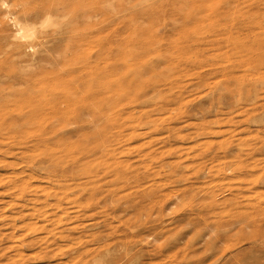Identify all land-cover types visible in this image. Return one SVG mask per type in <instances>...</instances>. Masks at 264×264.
<instances>
[{
  "label": "rangeland",
  "instance_id": "obj_1",
  "mask_svg": "<svg viewBox=\"0 0 264 264\" xmlns=\"http://www.w3.org/2000/svg\"><path fill=\"white\" fill-rule=\"evenodd\" d=\"M33 1L24 0L22 8L48 4L46 0ZM194 2L67 0L65 10L57 12H65L67 17L57 18V26L42 29L40 39L33 40H41L47 64L53 62L50 67L43 63L49 70L46 80L17 83L18 87L12 85L19 82L13 76L24 70L20 69L23 65L19 61L20 65H14L13 41H4L0 34V264H264V0ZM14 9L19 7L10 11ZM82 13L93 16L90 21L77 18ZM0 15L2 18L1 9ZM74 16L76 25L68 23ZM2 19L3 34L8 36L14 26ZM20 43L23 47L28 44ZM25 51L24 59H29L31 52ZM92 72L97 75L94 80ZM40 88L45 106L48 104L46 115L39 122L14 125L16 114L27 110L19 104L16 89L17 93L38 95ZM87 101L92 102L95 116L102 118L88 112H84L89 114L86 119L84 113L73 118L72 111L83 109ZM88 118L101 128L98 132L100 128L94 127L96 136L89 131L94 125ZM68 119L72 124L65 127L62 124L67 125ZM57 129L62 130L60 134ZM49 160H64L59 170L53 167L61 182L52 185L45 168L38 167ZM86 163H96L91 166L94 187L78 170ZM67 165L73 166V172ZM29 172L37 175L29 180L33 186L27 190L21 183ZM41 189L55 194L50 192L48 199ZM56 203L59 211L53 207ZM60 214L65 215L58 217Z\"/></svg>",
  "mask_w": 264,
  "mask_h": 264
},
{
  "label": "bare ground",
  "instance_id": "obj_2",
  "mask_svg": "<svg viewBox=\"0 0 264 264\" xmlns=\"http://www.w3.org/2000/svg\"><path fill=\"white\" fill-rule=\"evenodd\" d=\"M10 1V0H9ZM12 2H7V1H4V0H0V9H1V13H3V17L2 18H6V20H10L11 21V23L10 24H13V26H14V30L8 35V36H4V31H6V30H4L3 29V19L0 17V34H1V39H4V41L6 40V39H11V41H13L12 43H11V45H14L13 46V50H12V52H11V54L13 55V56H15L14 58H16L17 60V62L16 61H14L15 62V64H14V62H13V64L14 65H16V63H18V61H19V63H21V65H23V67L22 68H20V69H24L23 71H20L19 69V71H18V73L17 74H15L13 77H15L14 78V80L16 79V78H18V79H16L17 81H19V82H16V81H14V82H12V85L14 84L16 87H18L17 86V83L18 84H20V83H22V84H29V83H31V82H33V81H40V82H42L43 80L45 81L46 80V78H45V76L48 74V71L49 70H47V69H45L44 67H43V63H45V64H47V62H48V58L46 57V56H48V55H46L47 54V50L44 48H42V47H40V45H41V40L38 42V43H34L33 42V40H36V39H38L39 38V36H38V34H40L41 33V30L42 29H44V28H46V27H52V26H54V25H56L57 26V24L56 23H58L57 21H56V19L57 18H63V19H65L67 16H66V13L64 12L63 14H60L59 13V15H57V12H59L60 10L59 9H61V10H65V7H66V5H68L69 3H70V1H69V3L67 4V0H46V3H48V4H46V5H39L40 7L39 8H35V7H33V9L31 8H29V9H26V8H22L23 7V2H24V0H11ZM42 1H44V0H42ZM80 1V0H79ZM93 1V0H92ZM96 2L98 1V0H95ZM111 1V0H110ZM142 1H145V0H142ZM190 1V0H189ZM191 1H193V3H195L194 2V0H191ZM196 1V0H195ZM203 1V0H202ZM205 1V0H204ZM207 1V0H206ZM30 2H31V0H30ZM29 2V3H30ZM32 2H35V1H33L32 0ZM76 2V1H75ZM77 2H78V0H77ZM109 2V1H108ZM201 2V1H200ZM10 3V4H9ZM26 3H28V0H27V2ZM38 3V2H37ZM72 3V2H71ZM90 3V2H89ZM102 3V2H101ZM100 3V4H101ZM134 3V2H133ZM146 3V2H145ZM152 3V2H151ZM205 3V2H204ZM209 3V2H208ZM31 4V3H30ZM38 4H40V3H38ZM73 4H74V2H73ZM83 4V3H82ZM81 4V5H82ZM99 4V3H98ZM179 4H181V3H179ZM196 4V3H195ZM200 4V3H199ZM198 4V5H199ZM203 4V3H202ZM207 4V3H206ZM206 4H204V5H206ZM26 5V4H25ZM24 5V6H25ZM34 5V4H33ZM72 5V4H71ZM80 5V4H79ZM80 5V6H81ZM102 5V4H101ZM182 5V4H181ZM32 6V5H31ZM38 6V5H37ZM76 6V8H77V4L75 5ZM88 6V5H87ZM90 6V5H89ZM131 6V5H130ZM196 7H197V5H195ZM200 6H203V5H200ZM207 6H208V4H207ZM13 8V7H19V10L17 11L16 9H14V10H16V11H10V8ZM74 7V6H73ZM83 7V6H82ZM107 7V6H106ZM135 7H137V6H135ZM183 7H185V6H183ZM182 7V8H183ZM204 7V6H203ZM68 8V7H67ZM112 8V7H111ZM114 8H116V7H114ZM133 8V7H132ZM145 8V7H144ZM161 8V7H160ZM172 8V7H171ZM207 8V7H206ZM2 9L4 10V12H2ZM80 9H82V8H80ZM84 9V8H83ZM96 9V8H95ZM137 9V8H136ZM59 10V11H58ZM68 10V9H67ZM81 11V10H80ZM79 11V12H80ZM91 11V10H90ZM123 11V10H122ZM126 11V10H125ZM141 11V10H140ZM161 11V10H160ZM178 11H179V9H178ZM74 12V11H73ZM79 12H77V13H79ZM108 12H110V11H108ZM124 12V11H123ZM69 13H70V10H69ZM181 13V12H180ZM68 14V13H67ZM111 14V13H110ZM202 14V13H201ZM92 14L91 13H82L81 14V16H76L77 18H81L82 20L84 19H86V20H88V21H90L89 19H91V17L93 16H91ZM193 15V14H192ZM1 16V15H0ZM140 16V15H139ZM76 17L74 16V17H72L71 18V20H69V22L68 23H71V22H73V24H75L74 23V20H76ZM97 17V16H96ZM137 17V16H136ZM94 18V17H93ZM92 18V19H93ZM124 18V17H123ZM122 18V19H123ZM139 18V17H138ZM102 19V18H101ZM121 19V18H120ZM67 20V19H66ZM94 20V19H93ZM109 20V19H108ZM116 20V19H115ZM176 20V19H175ZM127 21V20H126ZM179 21V20H178ZM5 22V21H4ZM127 23V22H126ZM208 23V22H207ZM77 24V23H76ZM75 24V25H76ZM89 24H91V23H89ZM88 24V25H89ZM108 24V23H107ZM128 24V23H127ZM150 24V23H149ZM174 24V23H173ZM178 24V23H177ZM3 25V26H2ZM86 25V24H85ZM84 25V28L86 27ZM93 25V24H92ZM132 25H133V23H132ZM138 25V24H137ZM74 26V25H73ZM82 26V25H81ZM11 27H12V25H11ZM75 27H77V26H75ZM79 27H80V25H79ZM78 27V28H79ZM88 27V26H87ZM86 27V28H87ZM92 27V26H91ZM122 27V26H121ZM70 28H72V27H70ZM88 28H90V25H89V27ZM87 28V29H88ZM146 28H147V26H146ZM186 28H188V27H186ZM52 29V28H51ZM80 29V28H79ZM83 29V28H82ZM92 29H94V28H92ZM178 29V28H177ZM67 30V29H66ZM130 30V29H129ZM133 30V29H132ZM139 30V29H138ZM8 31H10V30H8ZM63 31V30H62ZM71 31V30H70ZM84 31V30H83ZM86 31V30H85ZM147 31V30H146ZM49 32V31H48ZM68 32V31H67ZM73 32V31H72ZM75 32H78V31H75ZM80 30H79V34H80ZM174 32V31H173ZM45 33V32H44ZM63 33H65V32H63ZM95 33V32H94ZM145 33V32H144ZM48 34V33H47ZM62 34V32L60 33V35ZM67 34V33H66ZM76 34V33H75ZM85 34V33H84ZM149 34V33H148ZM51 35V34H50ZM68 35V34H67ZM70 35V34H69ZM74 35V34H73ZM142 35V34H141ZM47 36H49V35H47ZM47 36H45V37H47ZM64 36L65 37H67L65 34H64ZM78 37L79 36H82V34L81 35H77ZM145 36V35H144ZM168 36V35H167ZM42 38H44L43 36H41ZM50 37V36H49ZM85 37V36H84ZM90 37H92V36H90ZM141 37H143V36H141ZM41 38V39H42ZM48 38V37H47ZM155 38V37H154ZM0 39V40H1ZM40 39V38H39ZM74 39V38H73ZM87 38L85 37V40H86ZM126 39V38H125ZM47 40V39H46ZM78 40H80V39H78ZM78 40H77V42H78ZM82 40V39H81ZM80 40V41H81ZM84 40V39H83ZM88 40V39H87ZM86 40V41H87ZM99 40H101V39H99ZM113 40V39H112ZM133 40V39H132ZM9 42H10V40H8ZM43 41H44V39H43ZM145 41V40H144ZM20 42H27L28 44L26 45V47H23V43H20ZM45 42V41H44ZM68 42V41H67ZM74 42V41H73ZM91 42V41H90ZM131 42V41H130ZM3 43V42H2ZM98 43V42H97ZM156 43V42H155ZM0 44H1V42H0ZM43 44V43H42ZM65 44H66V42H65ZM69 44V43H68ZM70 44H72L71 42H70ZM118 44V43H117ZM123 44V43H122ZM95 45H96V43H95ZM8 46V43H7V45H6V47ZM10 46V45H9ZM77 46V45H76ZM3 47L5 48V46L3 45ZM2 47V48H3ZM12 47V46H11ZM39 47H40V50H39ZM47 47V46H46ZM63 47V46H62ZM67 47H70L69 45L67 46ZM42 48V49H41ZM66 48V47H65ZM102 48V47H101ZM25 49L27 50V51H30L31 53H30V55H29V59H24V57H25V55H27V53H26V51H25ZM132 49V48H131ZM50 50H52V48H50ZM55 50L57 51V49H55L54 48V51L52 50V52H54V53H57V52H55ZM64 50V49H63ZM98 50V49H97ZM125 50H127V49H125ZM168 50V49H167ZM166 50V51H167ZM61 51V50H60ZM101 51V50H100ZM122 51V50H121ZM135 51V50H134ZM213 51V50H212ZM71 52V51H70ZM74 52V51H73ZM120 52V51H119ZM131 52V51H130ZM157 52V51H156ZM210 52V51H209ZM42 53V54H41ZM53 53V54H54ZM62 53H63V51H62ZM171 53V52H170ZM61 54V53H60ZM117 54V53H116ZM156 54V53H155ZM5 55H6V53H5ZM5 55H4V57H5ZM50 55V54H49ZM55 55V54H54ZM57 55V54H56ZM119 55V54H118ZM180 55V54H179ZM211 55V54H210ZM209 55V56H210ZM221 55V54H220ZM52 56V55H51ZM61 56V55H60ZM97 56V55H96ZM120 56H121V54H120ZM136 56V55H135ZM217 56V55H216ZM93 57V56H92ZM98 57V56H97ZM100 57V56H99ZM111 57H113V56H111ZM118 57V56H117ZM174 57V56H173ZM180 57V56H179ZM3 58V57H2ZM1 58V59H2ZM9 58H11V55H10V57ZM116 58V57H115ZM121 58V57H120ZM119 58V59H120ZM106 59V58H105ZM118 59V60H119ZM4 60H8L7 62H9V59L6 57V59L4 58ZM3 60V61H4ZM53 60V59H52ZM97 60V59H96ZM11 61V60H10ZM100 61V60H99ZM163 61V60H162ZM209 61V60H208ZM82 62V61H81ZM91 62H93V61H91ZM95 62V61H94ZM18 63V64H19ZM23 63V64H22ZM53 62H51V64H52ZM68 63L69 62H67V65H68ZM121 63V62H120ZM50 64V62H49V64H47V65H49L48 67H50V66H52ZM55 64V63H54ZM61 64V63H60ZM122 64H124V63H122ZM162 64V63H161ZM13 65V66H14ZM20 65V64H19ZM18 65V66H19ZM62 65V64H61ZM70 65V64H69ZM96 65V64H95ZM100 65V64H99ZM171 65V64H170ZM215 65V64H214ZM44 66H46V65H44ZM56 66V65H55ZM20 67V66H19ZM19 67H17V68H19ZM64 67H65V65H64ZM125 67V66H124ZM170 67V66H169ZM214 67V66H213ZM54 68V67H53ZM62 68H63V66H62ZM72 68V67H71ZM98 68V67H97ZM110 68V67H109ZM116 68V67H115ZM120 68V67H119ZM157 68V67H156ZM161 68V67H160ZM15 69V68H14ZM105 69V68H104ZM95 70V69H94ZM107 70V68L105 69V71ZM170 70V69H169ZM17 71V70H16ZM62 71V70H61ZM101 71V73H103L102 72V69L100 70ZM110 71V70H109ZM168 71V70H167ZM166 71V72H167ZM212 71V70H211ZM65 72H67V71H65ZM112 72H113V70H112ZM14 73V72H13ZM63 73V72H62ZM68 73V72H67ZM93 73V72H92ZM97 73V72H96ZM105 73V72H104ZM122 73V72H121ZM54 74H56V73H54ZM63 74H65V73H63ZM78 74V73H77ZM100 74V73H99ZM110 74V73H109ZM113 74H114V72H113ZM11 75V74H10ZM13 75V74H12ZM12 75L10 76V77H12ZM58 75V74H57ZM93 77H91L92 79L95 77V76H97V75H95L94 73H93ZM106 75H108L107 73H106ZM126 75V74H125ZM124 75V76H125ZM164 75V74H163ZM205 75H207V74H205ZM259 75V74H258ZM90 76H91V74H90ZM103 76V75H102ZM110 76V75H109ZM9 77V76H8ZM47 77V76H46ZM89 77V76H88ZM99 77V76H98ZM103 77H105V76H103ZM129 77V76H128ZM56 79H57V77H55ZM108 78V77H107ZM119 78V77H118ZM61 79V78H60ZM98 79V78H97ZM168 79V78H167ZM4 80V79H3ZM10 80V79H9ZM59 79H57V81H58ZM67 80H68V78H67ZM94 80V79H93ZM110 80V79H109ZM113 80V79H112ZM144 80V79H143ZM203 80V79H202ZM201 80V81H202ZM10 81H12V80H10ZM43 81V82H44ZM60 81V80H59ZM65 81V80H64ZM77 81V80H76ZM133 81V80H132ZM135 81V80H134ZM205 81V80H204ZM3 82V81H2ZM62 82V81H61ZM68 82V81H67ZM106 82H107V79H106ZM105 82V83H106ZM120 82V81H119ZM5 83H6V81H5ZM16 83V84H15ZM54 83V82H53ZM63 83V82H62ZM72 83V82H71ZM1 84V83H0ZM47 84V83H46ZM112 84V83H111ZM129 84V83H128ZM133 84V83H132ZM131 84V85H132ZM21 85V84H20ZM19 85V86H20ZM45 85V84H44ZM43 85V86H44ZM52 85V84H51ZM56 85H58V83H56ZM123 85V84H122ZM121 85V86H122ZM126 85V84H125ZM24 86V85H23ZM47 86H49V85H47ZM127 86V85H126ZM133 86V85H132ZM26 87V86H25ZM28 87H29V85H28ZM46 87V86H45ZM58 87V86H57ZM111 87V86H110ZM10 88H11V85H10ZM41 88H43V87H41ZM40 88V90H42V93H40V94H36V95H32V94H30V95H28V94H24V93H20V92H18L17 93V89H16V95L18 96V100H19V104H22V105H24L25 107V109H27V110H25V113H23V114H16V118H17V122H13L14 123V125H15V123H22V125L24 124V123H35V122H39L38 121V119L39 118H41L43 115H46V110H47V108H48V104L46 105L47 106V108H46V106H45V97H44V94H43V89H41ZM51 88V87H50ZM62 88V87H61ZM69 88V87H68ZM75 88V87H74ZM77 88V87H76ZM75 88V89H76ZM86 88V87H85ZM120 88V87H119ZM8 89V88H7ZM21 89V88H20ZM24 89V88H23ZM31 89H32V87H31ZM52 89H54V85H53V88ZM64 89V88H63ZM110 89V88H109ZM126 89V88H125ZM247 89V88H246ZM39 90V89H38ZM58 90V89H57ZM66 90H67V88H66ZM107 90V89H106ZM112 90V89H111ZM110 90V91H111ZM219 90V89H218ZM4 91V90H3ZM45 91V90H44ZM53 91V93L52 94H54V90H52ZM59 91V90H58ZM62 91V90H61ZM69 91H70V89H69ZM101 91L102 90H100V91H98L97 93L99 94V92L101 93ZM1 92V91H0ZM23 92V91H22ZM60 92V91H59ZM67 92V91H66ZM13 94H14V92H12ZM25 93H27V91H25ZM38 93V92H37ZM44 93H46V91L44 92ZM47 93H48V91H47ZM46 93V95H48ZM56 93H57V91H56ZM85 93V92H84ZM103 93V92H102ZM119 93V92H118ZM133 93V92H132ZM7 94V93H6ZM57 94H59V93H57ZM60 94H62V93H60ZM66 94H69V93H66ZM71 94V93H70ZM69 94V95H70ZM4 95V94H3ZM16 95L14 94V97H16ZM45 95V96H46ZM64 95V94H63ZM74 95L76 96L77 95V93H74ZM79 95V94H78ZM13 96V95H12ZM60 96V98H61V95H59ZM73 96V95H72ZM104 96V95H103ZM107 97L109 96V94L108 95H106ZM117 96V95H116ZM124 96V95H123ZM137 96V95H136ZM219 96V95H218ZM46 97H48V96H46ZM49 97H52V95L50 96L49 95ZM54 97V96H53ZM78 97V96H77ZM79 97H80V95H79ZM88 97V96H87ZM126 98H127V96H125ZM131 97V96H130ZM55 98V97H54ZM70 99H71V97H69ZM74 98H76V97H74ZM52 99V98H51ZM55 99H57V96H56V98ZM89 99H90V97H89ZM18 100H16V101H18ZM100 100V99H99ZM106 100H108V99H106ZM49 101V100H48ZM76 101V100H75ZM108 101H110V99L108 100ZM20 102H22V103H20ZM59 102V101H58ZM77 102V101H76ZM99 102V101H98ZM218 102V101H217ZM18 103V102H17ZM49 103V102H48ZM53 103H55L54 102V100H53ZM81 103V102H80ZM86 103H88V105L85 107H83V109H81V108H79V110H75V111H72V113L73 114H71V115H73V118H75V117H77V119L79 118V117H81L82 116V114L85 112H88L89 114H91V115H93L94 117H97L98 115H96L95 116V108H93V106H91L92 104V102L91 103H89L88 101L86 102ZM100 103V102H99ZM103 102L101 101V104H102ZM105 103H108L107 101L105 102ZM14 104V103H13ZM50 104V103H49ZM59 104V103H58ZM91 104V105H90ZM110 104V103H109ZM51 105V104H50ZM53 105V104H52ZM78 105H81V104H78ZM83 105H85V104H83ZM100 105V104H99ZM108 105V104H107ZM15 106V105H14ZM21 106V105H20ZM61 106V105H60ZM60 106H59V109H60ZM62 106H63V104H62ZM76 106V105H75ZM110 106V105H109ZM112 106V105H111ZM111 106H110V108H111ZM129 106V105H128ZM23 107V106H22ZM58 107V106H57ZM56 108V107H55ZM63 108H65V107H63ZM103 108V107H102ZM109 108V107H108ZM5 109V108H4ZM22 109V108H21ZM56 109H58V108H56ZM68 109V108H67ZM77 109V108H76ZM105 109V108H104ZM104 109H101V110H104ZM113 109V108H112ZM10 110V109H9ZM15 110V109H14ZM71 110V109H70ZM74 110V109H73ZM100 110V109H99ZM101 110H100V112H101ZM105 110H108V109H105ZM114 110V109H113ZM54 111V110H53ZM57 111V110H56ZM55 111V112H56ZM97 111V110H96ZM112 111V110H111ZM20 112V111H19ZM59 112H61V111H59ZM63 112H64V109H63ZM103 112V111H102ZM107 112H109V111H107ZM134 112V111H133ZM69 113V112H68ZM67 113V114H68ZM85 113L83 114V118H85V117H88L87 115H89V114H86V116H85ZM124 113V112H123ZM131 113V112H130ZM237 113V112H236ZM60 114V113H59ZM65 114H66V112H65ZM66 114V115H67ZM97 114H99V113H97ZM102 114V113H101ZM108 114V113H107ZM111 114V113H110ZM13 115V114H12ZM70 115V114H69ZM62 116V115H61ZM75 116V117H74ZM85 116V117H84ZM104 116H106V115H104ZM104 116H103V118H104ZM14 117V118H15ZM89 117H91V116H89ZM98 117H101L100 115L98 116ZM97 117V118H98ZM11 118H12V116H11ZM14 118H12V119H14ZM43 118V117H42ZM44 118H45V116H44ZM63 118V117H62ZM65 118V117H64ZM102 118V117H101ZM100 118V119H101ZM119 118V117H118ZM46 119H48V117L46 118ZM86 119V118H85ZM89 119V118H88ZM93 119V118H92ZM92 119L90 120V123H91V121H92ZM95 119V118H94ZM99 119V118H98ZM117 119V118H116ZM40 120V119H39ZM58 120V119H57ZM60 120V119H59ZM69 121L71 120V119H68ZM67 120V121H68ZM103 120V119H102ZM106 120V119H105ZM107 120H108V118H107ZM140 120V119H139ZM3 121V120H2ZM10 121H11V119H10ZM15 121V120H14ZM51 121V120H50ZM61 121V120H60ZM59 121V123H61ZM104 121V120H103ZM5 122V121H4ZM12 122V121H11ZM86 122H88V124L87 123H85V124H87V125H90V123H89V121H86ZM102 122V121H101ZM105 122V121H104ZM104 122H103V126H105V124H104ZM51 123V122H50ZM54 123V122H53ZM57 123V122H56ZM59 123H57V125L59 124ZM63 123V122H62ZM61 123V124H62ZM72 124V122L70 121L69 123H67V125L64 123V124H62V125H65V127L66 126H68V124ZM78 123H82V124H84V122H78ZM106 123V122H105ZM3 124V123H2ZM81 124V125H82ZM92 124V123H91ZM97 124V123H96ZM144 124V123H143ZM1 125V124H0ZM38 125V124H37ZM52 125V124H51ZM56 125V124H55ZM54 125V126H55ZM56 125V126H57ZM62 125H58V126H62ZM74 125V124H73ZM92 125H94V124H92ZM91 125V126H92ZM102 125V124H101ZM100 125V126H101ZM113 125V124H112ZM7 126V125H6ZM33 126V125H32ZM56 126H55V128H56ZM10 127V126H9ZM80 127H83V125L82 126H80ZM85 127V126H84ZM95 127V125L93 126V127H91V128H94ZM96 127H99V125L98 126H96ZM95 127V128H96ZM106 127L108 128L109 127V125H107V123H106ZM106 127H104L105 128V130H106ZM111 127V126H110ZM110 127H109V129H110ZM3 128V127H2ZM36 128V127H35ZM58 128V127H57ZM87 128V130H88V127H86ZM89 129V131L91 130V131H94V130H96V129ZM100 128V127H99ZM127 128V127H126ZM5 129H6V127H5ZM53 129V128H52ZM58 129H60V128H58ZM57 129V130H58ZM69 129V128H68ZM4 130V129H3ZM19 130V129H18ZM62 130L64 131V129L62 128ZM62 130H58V133L59 132H61ZM84 131H85V129H83ZM99 130H101V128L100 129H98V132H100ZM27 131V130H26ZM50 131V130H49ZM68 131V130H67ZM80 131H82V130H80ZM83 131V132H84ZM107 131H109L108 129H107ZM29 132V131H28ZM34 132V131H33ZM51 132V131H50ZM106 132V131H105ZM111 132V131H110ZM3 133H5L4 131H3ZM11 133V132H10ZM65 133H66V129H65ZM93 133V132H92ZM94 133H95V136H96V131H94ZM108 133V132H107ZM115 133V132H114ZM55 134H56V132H55ZM54 134V135H55ZM60 134V133H59ZM58 134V135H59ZM66 134H68V133H66ZM66 134H62V135H66ZM82 134V133H81ZM90 134V133H89ZM89 134H87V136L86 135H84L85 137H87L88 138V135ZM100 134H102V133H100ZM27 135V134H26ZM36 135V134H35ZM99 135V134H98ZM109 135V134H108ZM115 135V134H114ZM117 135V134H116ZM120 135V134H119ZM124 135V134H123ZM49 136V135H48ZM82 136V135H81ZM90 136V135H89ZM93 136H94V134H93ZM92 136V137H93ZM94 136V137H95ZM102 136H103V134H102ZM104 136H107V135H104ZM28 137V136H27ZM34 137V136H33ZM83 137V136H82ZM84 137V138H85ZM93 137V138H94ZM109 137V136H108ZM135 137V136H134ZM134 137H132V138H134ZM137 137V136H136ZM8 138V137H7ZM14 138V137H13ZM56 138H59L60 140H61V138L62 137H56ZM83 138V139H84ZM110 138V137H109ZM113 138V137H112ZM17 139V138H16ZM64 139H66V136H64ZM101 139H103V138H101ZM105 139V138H104ZM111 139V138H110ZM188 139V138H187ZM25 140V139H24ZM27 140V139H26ZM90 140V139H89ZM92 140V139H91ZM90 140V141H91ZM94 140H96L95 138H94ZM117 140V139H116ZM13 141V140H12ZM50 141V140H49ZM85 141V140H84ZM97 142H98V140H96ZM95 141V142H96ZM105 141V140H104ZM119 141H121V140H119ZM118 141V142H119ZM22 142V141H21ZM25 142V141H24ZM29 142H30V140H29ZM53 142V141H52ZM95 142H94V146H95ZM109 142V141H108ZM107 142V138H106V143H108ZM110 142H111V140H110ZM113 142H114V140H113ZM116 142V141H115ZM5 143V142H4ZM19 143V142H18ZM33 143V142H32ZM36 143V142H35ZM34 143V144H35ZM57 143V142H56ZM60 143V142H59ZM65 143H67V142H65ZM69 143V142H68ZM85 143V142H84ZM102 143V142H101ZM101 143H99V144H101ZM105 143V144H106ZM117 143V142H116ZM3 144V143H2ZM13 144V143H12ZM20 144V143H19ZM91 144H93L92 143V141H91ZM98 144V143H97ZM56 145H58V144H56ZM87 145V144H86ZM88 145H89V143H88ZM115 145V144H114ZM24 146V145H23ZM41 146V145H40ZM61 146V145H60ZM92 146V145H91ZM101 147H102V145H100ZM107 146H109L108 144H107ZM85 146H83V148H84ZM93 147V146H92ZM96 147V146H95ZM100 147V148H101ZM105 147V146H104ZM104 147H103V149H104ZM14 148V147H13ZM16 148V147H15ZM64 148V147H63ZM74 148V147H73ZM86 148V147H85ZM91 148V147H90ZM90 148H88L89 150H91ZM94 148V147H93ZM96 148H98V147H96ZM95 148V149H96ZM114 148V147H113ZM122 148V147H121ZM43 149H44V147H43ZM42 149V150H43ZM51 149V148H50ZM57 149V148H56ZM99 149V148H98ZM102 149V148H101ZM103 149H102V151H103ZM115 149H118L117 147L115 148ZM114 149V150H115ZM33 150V149H32ZM64 150V149H63ZM71 150V149H70ZM113 150V149H112ZM14 151V150H13ZM16 151V150H15ZM83 151V150H82ZM93 151H96V150H93ZM92 151V152H93ZM43 152V151H42ZM90 152V151H89ZM17 153V152H16ZM25 153V152H24ZM24 153H22V154H24ZM81 153V152H80ZM79 153V154H80ZM97 153V152H96ZM117 153V152H116ZM115 152L113 153V154H116ZM15 154V153H14ZM13 154V155H14ZM21 154V155H22ZM29 154V153H28ZM44 154V153H43ZM70 154V153H69ZM68 154V155H69ZM89 154V153H88ZM102 154V153H101ZM103 154H105V153H103ZM4 155V154H3ZM27 155V154H26ZM25 155V156H26ZM42 155V154H41ZM77 156V155H76ZM75 156V157H76ZM84 156V155H83ZM94 156V155H93ZM99 156V155H98ZM23 157V156H22ZM21 157V158H22ZM43 157H45V156H43ZM75 157H72V160H73V158L75 159ZM92 157V156H91ZM105 157V156H104ZM107 157V156H106ZM15 158V157H14ZM33 158V157H32ZM55 158V157H54ZM53 157H52V159L51 158H48V159H51V160H53L54 159ZM82 158V157H81ZM114 158V157H113ZM27 159V158H26ZM29 159V158H28ZM42 159V158H41ZM45 159H47V158H45ZM57 159H59V157L57 158ZM61 159H64V158H61ZM66 159V158H65ZM64 159V160H65ZM109 159V158H108ZM32 159H30V162H32L31 161ZM40 160V159H39ZM51 160H49V161H47V162H45V161H43V163H41V165H39L38 167L40 168V167H44L45 169L48 167V170L46 169V171H45V169H44V171L43 172H47L46 173V178L48 179V181H49V183L52 185V182H55V184L56 183H59V182H61L60 181V179L59 178H57L58 176H55L54 174H53V167L54 168H56V169H58L57 167H59V169H60V166L61 165H63V161L62 162H60L59 160H57V161H51ZM68 160H70V159H68ZM76 160L77 159H75V160H73V161H75V163H76ZM83 160V159H82ZM88 160V159H87ZM110 160V159H109ZM123 160V159H122ZM51 161V163H49ZM90 161V160H89ZM4 162V161H3ZM28 162V161H27ZM101 161H99V163L97 162V164H98V166H100L99 164H101L100 163ZM117 162V161H116ZM73 164H74V162H72ZM84 163V162H83ZM91 163V162H90ZM93 163H94V161H93ZM92 163V165H90L89 163H86V165H80L79 167H80V169H78V170H80L83 174H82V176H85V178H86V181H89V183H91V184H93V186L92 187H94L95 185H94V183H93V180H91L92 179V177H94V179H95V176H94V174H93V176L91 175L92 173H94L92 170V168L93 167H91V166H94L95 164H93ZM118 163V162H117ZM121 163V162H120ZM26 164V163H25ZM24 164V165H25ZM38 164V163H37ZM40 164V163H39ZM85 164V163H84ZM89 164V165H88ZM111 164V163H110ZM109 164V165H110ZM27 165H30V164H28L27 163ZM88 165V166H87ZM119 165V164H118ZM121 165H123V164H121ZM19 167L21 166L20 164L18 165ZM17 166V167H18ZM33 166V165H32ZM70 166V165H69ZM68 165L66 166V168L67 167H69ZM96 166V165H95ZM102 166V165H101ZM100 166V167H101ZM124 166V165H123ZM63 167V166H62ZM100 167H98L99 168V170L102 168H100ZM118 167V166H117ZM128 167V166H127ZM10 168V167H9ZM15 168V167H14ZM24 168V167H23ZM37 168V167H36ZM73 168V166H70L69 167V170H71ZM112 168V167H111ZM122 168V167H121ZM17 169V168H16ZM31 169V168H30ZM40 169H42V168H40ZM58 169V170H59ZM65 168H63L62 170H64ZM114 169V168H113ZM115 169H116V165H115ZM118 169H120V167H118ZM123 169V168H122ZM128 169V168H127ZM127 169H126V171H127ZM134 169V168H133ZM33 170V169H32ZM72 170H74V169H72ZM71 170V171H72ZM102 170V169H101ZM108 170H110V169H108ZM112 170V169H111ZM121 170V169H120ZM124 170V169H123ZM122 170V171H123ZM37 171H38V169H37ZM66 171V169L64 170V172ZM105 171H107V170H105ZM104 171V172H105ZM115 171V170H114ZM137 171V170H136ZM19 172V171H18ZM36 172V171H35ZM42 172V171H41ZM58 171H56V173H57ZM67 172V171H66ZM73 172V171H72ZM75 172V171H74ZM111 172V171H110ZM113 172V171H112ZM55 173V174H56ZM68 173V172H67ZM107 173H109V172H107ZM106 173V174H107ZM115 173V172H114ZM118 173V172H117ZM126 173V172H125ZM22 174V173H21ZM38 174H40V173H38ZM43 174V173H42ZM60 174V173H59ZM71 174V173H70ZM98 174V173H97ZM105 174V175H106ZM127 174V173H126ZM14 175V174H13ZM20 175V174H19ZM23 175V174H22ZM37 175V173L35 174L34 172H29L28 174H27V176H26V179L21 183L22 185H23V188L25 187L26 189H27V187H30V186H33V185H31V183L29 182V180H33V178H35V176ZM45 175V174H44ZM61 175V174H60ZM80 175V174H79ZM95 175H96V173H95ZM112 175V174H111ZM111 175H110V177H111ZM128 175V174H127ZM127 175H126V177H127ZM12 176V175H11ZM11 176H10V178H11ZM21 176V175H20ZM72 176V175H71ZM75 176H77L76 174H75ZM74 176V177H75ZM97 176V175H96ZM108 176V175H107ZM115 176V175H114ZM114 176L112 177V178H114ZM122 176H124V175H122ZM22 177V176H21ZM69 177V176H68ZM98 177V176H97ZM96 177V178H97ZM100 177H102V176H100ZM126 177H124V178H126ZM142 177V176H141ZM13 178H15V177H13ZM18 178V177H17ZM38 178V177H37ZM41 178H43V176L41 177ZM63 178V177H62ZM89 178V179H88ZM104 178V177H103ZM122 178V177H121ZM16 179V178H15ZM38 179H40V178H38ZM37 179V180H38ZM47 179H45V180H47ZM110 179V178H109ZM108 179V180H109ZM118 179V178H117ZM8 180V179H7ZM7 180H5V181H7ZM11 180V179H10ZM18 180V179H17ZM20 180V179H19ZM62 180H64L65 181V178L64 179H62ZM79 180H80V177H79ZM96 180V179H95ZM99 180H101V179H99ZM123 180V179H122ZM127 180V179H126ZM141 180V179H140ZM139 180V181H140ZM22 181V180H21ZM42 181V180H41ZM67 181V180H66ZM98 181V180H97ZM113 181V180H112ZM119 180H117V181H115V182H118ZM9 182H11V181H9ZM8 182V183H9ZM35 182V181H34ZM43 182H44V180H43ZM95 182V181H94ZM104 182V181H103ZM64 183V182H63ZM80 183V182H79ZM83 183V182H82ZM81 183V184H82ZM87 183V182H86ZM96 183V182H95ZM105 183H107V182H105ZM62 184V183H61ZM72 184V182L70 183V185ZM74 184H76V183H74ZM84 184V183H83ZM88 184V183H87ZM113 184V183H112ZM118 184V183H117ZM127 184H128V182H127ZM6 185V184H5ZM11 185V184H10ZM9 185V186H10ZM20 185V184H19ZM54 185V184H53ZM64 185H66V182H65V184ZM68 185V184H67ZM66 185V186H67ZM80 185V184H79ZM90 185V184H89ZM114 185H116L115 183H114ZM113 185V186H114ZM12 186V185H11ZM45 186H47V185H45ZM55 186V185H54ZM63 186V185H62ZM62 186H60V187H62ZM4 187V186H3ZM21 187V186H20ZM48 187V186H47ZM49 187H52V186H49ZM57 187V186H56ZM75 187V186H74ZM12 187H10V189H11ZM18 188V187H17ZM43 188V187H42ZM67 188H70V187H67ZM77 188V187H76ZM76 188H74V189H76ZM123 188V187H122ZM126 188V187H125ZM128 188V187H127ZM5 189V188H4ZM19 189V188H18ZM49 189V188H48ZM73 189V188H72ZM72 189H70L71 191H72ZM82 189V188H81ZM85 189V188H84ZM91 189V188H90ZM93 189V188H92ZM17 190V189H16ZM28 190V189H27ZM26 190V191H27ZM36 190H38V189H36ZM80 190V189H79ZM107 190V189H106ZM25 190L23 191V192H26ZM34 191V190H33ZM84 191H86V189L84 190ZM102 191V190H101ZM2 192V191H1ZM11 192H13V191H11ZM28 192V191H27ZM26 192V193H27ZM31 192H32V190H31ZM31 192H29V194H31ZM39 192H40V190H39ZM41 192L42 193H44V194H42V195H45V194H47V198L49 199V197H48V195L50 194V192H48L46 189H41ZM54 192V193H53ZM53 192H51L52 194H55V191H53ZM59 192H61V191H59ZM89 192V191H88ZM105 192V191H104ZM3 193V192H2ZM2 193H1V195H2ZM19 193V192H18ZM34 193H35V195H36V192L34 191ZM58 193V192H57ZM63 193V192H62ZM69 193H71V192H69ZM73 193V192H72ZM32 194H33V192H32ZM41 194V193H40ZM87 194V193H86ZM19 195V194H18ZM22 195V194H21ZM62 195V194H61ZM72 195H74V194H72ZM85 195V194H84ZM96 195V194H95ZM122 195H124V194H122ZM121 195V196H122ZM41 196V195H40ZM78 196V195H77ZM93 196V195H92ZM102 196V195H101ZM17 197H19V196H17ZM39 197V196H38ZM53 197V196H52ZM51 197V198H52ZM56 197V196H55ZM62 197H63V195H62ZM61 197V198H62ZM71 197V196H70ZM75 197V196H74ZM73 197V198H74ZM116 197V196H115ZM195 197V196H194ZM28 198V197H27ZM26 198V199H27ZM36 198V197H35ZM43 198V197H42ZM50 198V199H51ZM60 198V199H61ZM124 198V197H123ZM33 199V198H32ZM41 199V198H40ZM55 199V198H54ZM58 199V198H57ZM59 199V200H60ZM1 200V199H0ZM34 200V199H33ZM52 200V199H51ZM62 200V199H61ZM67 200H69V199H67ZM71 200V199H70ZM73 200H75V202H77L76 201V199H72L71 201L72 202H74ZM109 200V199H108ZM4 201V200H3ZM29 201V200H28ZM35 201V200H34ZM63 201H65V200H63ZM6 202V201H5ZM33 202V201H32ZM38 202V201H37ZM41 201H39V203H40ZM43 203H45L44 201H42ZM116 202V201H115ZM34 203H36V202H34ZM33 203V204H34ZM55 203V202H54ZM78 203V202H77ZM104 203V202H103ZM18 204V203H17ZM27 204V203H26ZM47 204H48V202H47ZM69 204V203H68ZM14 205V204H13ZM40 206H41V204H39ZM44 205V204H43ZM51 205V204H50ZM49 205V206H50ZM54 205H57V203L56 204H53V207H55ZM35 206V205H34ZM87 206V205H86ZM9 207H11L10 205H9ZM29 207V206H28ZM36 207V206H35ZM44 207H47V206H44ZM62 207V206H61ZM64 207V206H63ZM77 207V206H76ZM30 208V207H29ZM42 208V207H41ZM51 208H52V206H51ZM56 208V207H55ZM66 208V207H65ZM68 208V207H67ZM111 208V207H110ZM36 209V208H35ZM45 209H47V208H45ZM49 209V208H48ZM52 209H54V208H52ZM57 210H58V208H56ZM62 209V208H61ZM81 209V208H80ZM109 209V208H108ZM13 210V209H12ZM18 210V209H17ZM31 210V209H30ZM44 210V209H43ZM50 210V209H49ZM36 211V210H35ZM38 211V210H37ZM40 211V210H39ZM53 211V210H52ZM56 211V210H55ZM54 211V212H55ZM59 211V210H58ZM32 212H34V211H32ZM32 212H30V213H32ZM61 212H62V210H61ZM25 213V212H24ZM29 213V212H28ZM36 213V212H35ZM38 213V212H37ZM37 213H36V215H37ZM40 213V212H39ZM43 213V212H42ZM45 213V212H44ZM50 213H51V210H50ZM60 213V212H59ZM68 213H69V211H68ZM21 214V213H20ZM103 214V213H102ZM33 215V214H32ZM35 215V214H34ZM39 215V214H38ZM50 215H52V213L50 214ZM64 216L63 214H60L58 217H60V216ZM92 215V214H91ZM260 215V214H259ZM3 216V215H2ZM6 216V215H5ZM31 216V215H30ZM40 216H41V214H40ZM53 216H55V215H53ZM68 216H70V215H66V217L68 218ZM94 216V215H93ZM108 216V215H107ZM8 217H9V215H8ZM28 217H29V215H28ZM34 217V216H33ZM47 217H48V215H47ZM52 217V216H51ZM58 217H56V218H58ZM44 218V217H43ZM61 218H63V217H61ZM25 219V218H24ZM38 219V218H37ZM45 219V218H44ZM66 219V218H65ZM19 220V219H18ZM39 220V219H38ZM42 220V219H41ZM48 220V219H47ZM42 221H44V220H42ZM51 221V220H50ZM19 222V221H18ZM52 222H53V220H52ZM61 222H63V221H60V223ZM54 223V222H53ZM58 223V222H57ZM19 224V223H18ZM52 224V223H51ZM62 224V223H61ZM63 225V224H62ZM68 225V224H67ZM24 226V225H23ZM32 226V225H31ZM91 226V225H90ZM18 228V227H17ZM28 228V227H27ZM33 228V227H32ZM41 228V227H40ZM76 228V227H75ZM30 229V228H29ZM34 229H35V227H34ZM42 229V228H41ZM62 229V228H61ZM60 229V230H61ZM65 229H67V228H65ZM72 229H74V227L72 228ZM32 230V229H31ZM30 230V231H31ZM39 230V229H38ZM37 230V231H38ZM63 230V229H62ZM70 230V229H69ZM36 231V230H35ZM64 231V230H63ZM28 232H29V230H28ZM33 232V231H32ZM62 233V232H61ZM84 233H85V231H84ZM81 234V233H80ZM90 234V233H89ZM25 236V235H24ZM55 236V235H54ZM59 236H61V235H59ZM63 236V235H62ZM61 236V237H62ZM79 236V235H78ZM81 236V235H80ZM43 237V236H42ZM47 237V236H46ZM63 238V237H62ZM65 238V237H64ZM81 238V237H80ZM23 239V238H22ZM66 239V238H65ZM89 239H91V238H89ZM43 240V239H42ZM85 240V239H84ZM32 241V240H31ZM77 243V242H76ZM89 243H90V241H89ZM37 244V243H36ZM85 244V243H84ZM29 246V245H28ZM39 246V245H38ZM79 246H82V245H79ZM38 248V247H37ZM62 248V247H61ZM83 248H84V246H83ZM64 249V248H63ZM49 250V249H48ZM53 250V249H52ZM41 251V250H40ZM59 254V253H58ZM21 255V254H20ZM59 255H61V254H59ZM58 255V256H59ZM75 255V254H74ZM43 257H44V255H43ZM20 258V257H19ZM37 259V258H36ZM71 259V258H70ZM39 260V259H38ZM21 261V260H20ZM57 261V260H56ZM49 262V261H48ZM55 263V262H54ZM66 263V262H65ZM74 263V262H73Z\"/></svg>",
  "mask_w": 264,
  "mask_h": 264
}]
</instances>
